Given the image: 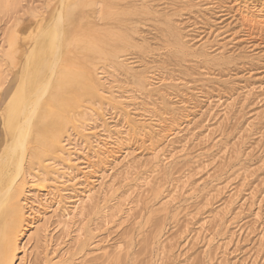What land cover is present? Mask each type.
<instances>
[{
  "label": "rangeland",
  "instance_id": "1",
  "mask_svg": "<svg viewBox=\"0 0 264 264\" xmlns=\"http://www.w3.org/2000/svg\"><path fill=\"white\" fill-rule=\"evenodd\" d=\"M17 2L0 1L5 62L12 27L56 0ZM83 2L113 56L85 60L98 93L71 113L61 185V157L26 168L13 264H264V0Z\"/></svg>",
  "mask_w": 264,
  "mask_h": 264
},
{
  "label": "bare ground",
  "instance_id": "2",
  "mask_svg": "<svg viewBox=\"0 0 264 264\" xmlns=\"http://www.w3.org/2000/svg\"><path fill=\"white\" fill-rule=\"evenodd\" d=\"M18 2L17 4H19ZM89 4L91 5V2ZM14 9L16 10V7ZM84 9L83 0H56L52 8L49 9L47 18L43 16L39 20L37 19L36 23L34 21L35 24H28L21 30H18L15 25L11 31L8 30V32L10 31L8 39L4 38V40L7 39V49L5 51L3 49L2 56L6 62L0 59V77H3V73L6 74L8 70H5L4 67L11 68L12 72L14 70L15 77L13 86L6 92L0 107V264H13L16 252L19 250L17 238L24 223L20 198L24 184H26V168L29 169L38 164L42 171L47 173L50 172L49 166L43 165V163L53 155L61 157L60 160L66 166L64 172L54 170L51 174L53 176L51 183L58 187L60 184L58 180L61 179L60 174L64 175L68 169L70 170V167H74L75 163L70 158V154L68 153L66 157L64 155L65 151L68 152L73 147L66 146L63 134L68 126L73 125L71 113L78 108V104L91 96L96 97L97 82L100 78H96L97 73L93 74L86 67L85 60L90 56L103 59L113 53H111L113 50L111 48L107 49L109 52L106 50L107 42L99 39L102 36H97L99 33L97 34L90 23H84L81 19L80 23H76L77 16L81 15ZM99 16L102 19L108 18L111 13L103 10L100 11ZM111 36L109 39L112 40ZM76 50H79V57H74ZM145 92L147 93V91ZM82 127L81 132L89 131ZM87 134L91 135V132L89 131ZM91 148H96L95 153H97L100 146L95 143L94 148ZM65 225L63 226L65 227ZM27 236L29 237V234ZM104 261L106 260L104 259Z\"/></svg>",
  "mask_w": 264,
  "mask_h": 264
}]
</instances>
